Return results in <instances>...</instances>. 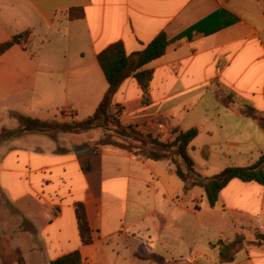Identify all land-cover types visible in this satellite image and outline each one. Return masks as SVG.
<instances>
[{"label":"crops","instance_id":"obj_1","mask_svg":"<svg viewBox=\"0 0 264 264\" xmlns=\"http://www.w3.org/2000/svg\"><path fill=\"white\" fill-rule=\"evenodd\" d=\"M206 20V30H217L176 39ZM25 32L24 47L0 54V210L16 222L9 232L0 224L2 236L21 230L15 246L49 264L76 250L84 264H105L111 241L150 264H159L153 255L216 264L219 240L252 225L264 231L258 182L232 180L211 208L202 188L185 190L170 162L95 147L101 130L51 137L10 118L87 119L109 89L99 54L122 42L132 55L166 33L174 41L145 67L147 89L126 79L113 112L162 140L197 129L189 154L203 176L253 165L264 155V130L247 114H264V0H0V44ZM76 203L86 207L92 245L81 242ZM26 223L39 246L25 245ZM223 264H264V251L244 249Z\"/></svg>","mask_w":264,"mask_h":264},{"label":"trees","instance_id":"obj_2","mask_svg":"<svg viewBox=\"0 0 264 264\" xmlns=\"http://www.w3.org/2000/svg\"><path fill=\"white\" fill-rule=\"evenodd\" d=\"M206 20L197 24L179 35L176 39L191 37L193 32L212 33L217 27L206 30ZM30 33L25 32L12 37L9 41L0 44V54L5 53L14 45L25 46ZM174 40H171L166 33H161L143 51L128 55L122 42L110 45L98 56L109 89L101 101L96 112L87 119L80 122H46L39 119L20 117L23 128L33 131L47 133L55 137L58 133L81 134L93 130H103L105 138L95 144V147L112 145L126 150L138 157L153 161H168L173 165L176 175L185 184L187 192L194 188H202L211 208H216L220 195L224 188L234 179L245 182H258L264 186V155L253 165L240 167L230 166L219 174L212 177L203 176L196 169L194 160L189 154V146L197 137L198 130L178 131L174 139L162 140L150 133H143L133 126L123 125L120 120V110L113 112V100L120 85L129 77L135 76L143 89H147L152 80V71L145 69L151 62L165 55L168 47ZM253 109H248L247 114L258 121L264 130V117H258ZM3 136H0V141ZM117 138V139H115ZM76 215L78 227L83 245H92L94 237L90 227L86 207L83 203H76ZM256 247H264V234L257 232L256 238L248 242L244 233L236 235L231 242L219 240L220 258L223 263H230L235 260L236 254L246 244ZM152 260L159 264H170L164 257L153 255ZM24 260L19 259V264ZM51 264H84L82 254L79 250L65 254Z\"/></svg>","mask_w":264,"mask_h":264},{"label":"rangeland","instance_id":"obj_3","mask_svg":"<svg viewBox=\"0 0 264 264\" xmlns=\"http://www.w3.org/2000/svg\"><path fill=\"white\" fill-rule=\"evenodd\" d=\"M255 114L258 117H264V114H257V113H255ZM12 117L15 118L18 125H20V130H23V126L19 122V120H17V117L12 115L10 118H12ZM67 121H71V120H67ZM99 130H101V129H99ZM101 131L103 132V136L105 138L104 131L103 130H101ZM18 135H19V133H16L15 135L10 136L11 140H14L16 138V136H18ZM10 137H8V138H10ZM115 139H117V138H115ZM1 201L4 204V206L8 209L6 200L4 198H2ZM15 219H16V217H15ZM0 224H1V227L5 229L6 232H9L8 230L10 228H12L13 224H16V222L9 220L5 211L0 210ZM6 229H8V230H6ZM32 230H33L32 226L30 224H27V223L24 225V227L22 229V232L23 231L30 232V234H25V236H24V243L26 246H30V248L33 246H39V244L43 243V241L40 239L34 240L33 234L31 233ZM257 232L264 234V231H262L259 227L254 228V226L252 225V227H249V229H245L243 233L246 236L247 241L251 242L256 238ZM18 233H21V230H15L14 233L7 234L8 236H2V234H0V264H19L20 258L24 260L23 264H49L48 256H45L44 254H42V252L35 251V252H26L24 254V252L20 248H17L14 244V242H15L14 240L16 238V235H18ZM249 234H252V238L249 237ZM226 242H231V241H226ZM217 243L214 245V247L218 248V251H220V247ZM111 245H112V241L110 242V246ZM106 246H107L106 247L107 249L106 248L105 249L109 253H108V256L104 257V263L105 264H150V262L149 263L143 262L140 260H136L133 257H128V256L124 255V253H123L124 250L114 251V247L112 248L108 244ZM253 248L263 249V251H264V247H256V246H252L251 244H248V243L241 250H244V249L247 250V249H253ZM235 258H236V256H235ZM181 262L182 263L170 262V264H200L198 262H194V263H188L186 261H181ZM216 264H223V262L220 258V252H219V255L216 257Z\"/></svg>","mask_w":264,"mask_h":264}]
</instances>
